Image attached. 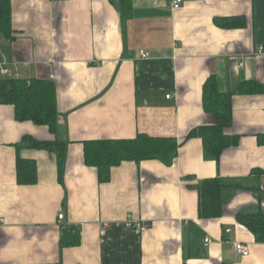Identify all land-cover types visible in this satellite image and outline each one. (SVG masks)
Masks as SVG:
<instances>
[{
  "label": "crops",
  "instance_id": "1",
  "mask_svg": "<svg viewBox=\"0 0 264 264\" xmlns=\"http://www.w3.org/2000/svg\"><path fill=\"white\" fill-rule=\"evenodd\" d=\"M171 1L133 0L125 21L117 0H12L14 39L0 35V59L15 64L20 78L55 83L68 151L60 179L56 154L23 141L55 136L0 105V264H264V243L236 221L238 212L264 210V174H252L264 172V94L236 93L242 81L264 85V0H183L177 10ZM237 16L247 18L246 28L213 23ZM212 74L233 94L226 132L241 136L219 161L200 138L188 139L213 124L202 107ZM141 133L176 139L177 157L125 161L100 184L84 163V143ZM18 157L36 161V184L18 183ZM216 177L243 181L260 199L236 191L221 218L202 220L199 186ZM129 214L148 229L126 228ZM64 228L80 232L79 246L61 245ZM234 242L247 245L249 256L236 253Z\"/></svg>",
  "mask_w": 264,
  "mask_h": 264
},
{
  "label": "trees",
  "instance_id": "2",
  "mask_svg": "<svg viewBox=\"0 0 264 264\" xmlns=\"http://www.w3.org/2000/svg\"><path fill=\"white\" fill-rule=\"evenodd\" d=\"M111 1L114 3V0ZM116 4L125 21L133 16V0H117ZM213 23L224 30L242 29L248 26L245 16L215 17ZM0 35L8 40L14 39L12 0H0ZM236 93L261 95L264 94V85L256 81H242ZM232 96L233 94L220 90L217 76L212 74L203 85L202 107L204 113L212 117L213 124L195 129L188 136V139L200 138L206 154L216 161H219L227 150L238 147L241 140V136L229 135L226 132L233 123ZM0 105L13 106L16 121H30L38 126H45L55 136L54 140L46 141L25 136L23 141L30 148L55 153L59 178L62 179L68 143L59 138L55 83L46 79H1ZM258 143L264 145V134L258 135ZM181 145L173 138L153 137L142 133L132 139L88 141L84 143V163L88 167L95 168L98 182L105 184L111 179L112 168L125 161L160 159L171 164L177 157ZM16 170L20 185H34L38 181L35 160L18 157ZM252 172L258 176L264 174L259 170ZM239 190H252L260 199L258 190L245 186L243 181L221 177L203 180L199 186V218L202 220L221 218L228 201ZM236 221L253 234L256 242L264 243V210L262 208L238 212ZM71 230L69 228L62 230L61 245L63 247H77L81 244L80 232L75 230V234H72Z\"/></svg>",
  "mask_w": 264,
  "mask_h": 264
},
{
  "label": "built area",
  "instance_id": "3",
  "mask_svg": "<svg viewBox=\"0 0 264 264\" xmlns=\"http://www.w3.org/2000/svg\"><path fill=\"white\" fill-rule=\"evenodd\" d=\"M182 4H183V0H172L171 1V7L174 10L179 9L182 6ZM262 52H263V48L260 47L258 49V53L261 54ZM139 56L140 58H144V59L148 58V54L145 51H140ZM0 77L2 79H20V74H19L17 66L7 61L0 60ZM170 97L171 95L167 96L168 99H170ZM58 219L63 220L64 214H60L58 216ZM124 223H125L126 228L131 229V230L141 231V232L146 231L149 227L148 225H144L143 223H141V221L136 220L132 214H129L127 216ZM225 232L229 234L231 232V229H227ZM101 233L104 234L105 233L104 230H102ZM212 241L213 240L210 238L205 240L207 245L212 243ZM233 248L236 253H238L239 255L243 257H247L250 254L249 247L243 243L234 242Z\"/></svg>",
  "mask_w": 264,
  "mask_h": 264
}]
</instances>
